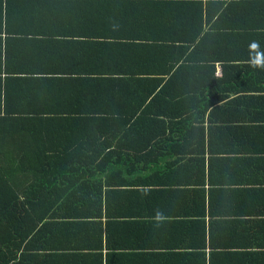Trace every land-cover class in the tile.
<instances>
[{"label":"crops","instance_id":"obj_1","mask_svg":"<svg viewBox=\"0 0 264 264\" xmlns=\"http://www.w3.org/2000/svg\"><path fill=\"white\" fill-rule=\"evenodd\" d=\"M219 1L0 0L2 106L5 96L47 118L180 123L99 132L102 150L126 156L87 196L104 201L100 230L50 228L16 264H264V73L227 59L214 65L222 84L182 78L179 95H130L131 83L203 65L192 41L218 22ZM232 38L211 47L242 58L247 37Z\"/></svg>","mask_w":264,"mask_h":264},{"label":"trees","instance_id":"obj_2","mask_svg":"<svg viewBox=\"0 0 264 264\" xmlns=\"http://www.w3.org/2000/svg\"><path fill=\"white\" fill-rule=\"evenodd\" d=\"M224 2L216 3L218 22L207 24L208 30L204 32L203 29V37L192 41L194 49L202 52L201 67L195 69L191 66V69L184 70L178 65L165 83H131L130 95H145L144 100L151 97V101L162 96L179 95L171 92L177 90L174 87L182 78L187 84H222L214 76V65L218 62L222 72L227 59H242L249 63L244 66L247 68L245 73L248 70L264 73V67L251 65V61L259 56L255 51L259 44L262 45L264 36V19L259 18L264 13V0ZM241 36L247 37L249 47L242 58L238 55L224 58L227 52L220 53V47H211L214 42H236L232 37ZM254 42L257 47L252 49L250 45ZM184 48L185 51L192 49ZM195 50L192 49L190 54ZM148 85L151 87L146 92ZM190 91L186 90L184 95L188 96ZM2 92L5 93V87L2 91L0 86V264H16L18 257L28 256L31 249L28 245L42 232H50V228L73 234L78 233L76 225L100 230L104 201L87 196L101 193L104 185L97 179L101 171L112 173L118 170L106 162L116 161V156L124 160L122 158L126 156L123 152L102 150L99 132L109 128L180 125L179 121L165 123L160 119L41 117L36 115L41 112L9 106V99L6 97L5 102V96L2 106ZM193 122L197 121H184L185 127H191Z\"/></svg>","mask_w":264,"mask_h":264},{"label":"clouds","instance_id":"obj_3","mask_svg":"<svg viewBox=\"0 0 264 264\" xmlns=\"http://www.w3.org/2000/svg\"><path fill=\"white\" fill-rule=\"evenodd\" d=\"M250 47L252 49H255L257 47V45L254 42L252 45H250ZM251 64L254 67H264V58H261L258 56L257 58H255L251 61ZM157 219H160V217L158 216Z\"/></svg>","mask_w":264,"mask_h":264}]
</instances>
